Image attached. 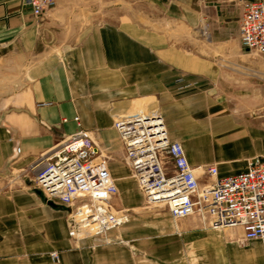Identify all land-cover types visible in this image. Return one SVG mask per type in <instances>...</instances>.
<instances>
[{"label":"crops","instance_id":"1","mask_svg":"<svg viewBox=\"0 0 264 264\" xmlns=\"http://www.w3.org/2000/svg\"><path fill=\"white\" fill-rule=\"evenodd\" d=\"M104 1L56 0L36 16L23 0H0V264H264L260 240H242L239 227L173 220L148 203L113 127L156 110L197 174L209 164L235 174L264 156V118L225 92L251 76L264 99V59L238 29L244 3L258 0H110L118 7L103 12ZM78 130L121 157L107 166L112 205L128 220L107 242L70 238L65 207L17 176Z\"/></svg>","mask_w":264,"mask_h":264},{"label":"built area","instance_id":"2","mask_svg":"<svg viewBox=\"0 0 264 264\" xmlns=\"http://www.w3.org/2000/svg\"><path fill=\"white\" fill-rule=\"evenodd\" d=\"M55 3L23 0L36 16ZM238 29L241 46L264 56V1L244 3ZM126 118L114 121L113 126L121 134L125 160L148 203L165 204L174 220L194 215L211 228L239 227L242 240H260L264 251V156L249 159L245 170L235 174L219 176L214 164L202 166L195 174L182 145L168 138L160 115ZM136 118L138 121H133ZM135 122L141 123L139 128ZM160 152L171 159L170 172L162 166ZM27 170L20 179L27 187L39 189L47 200L65 207L69 237L107 241L109 229L127 222V211L115 210L112 205L117 190L101 150L86 131L78 130L60 140ZM50 256L57 261V252Z\"/></svg>","mask_w":264,"mask_h":264},{"label":"rangeland","instance_id":"3","mask_svg":"<svg viewBox=\"0 0 264 264\" xmlns=\"http://www.w3.org/2000/svg\"><path fill=\"white\" fill-rule=\"evenodd\" d=\"M104 2L105 3L103 5L100 4V7L101 6L103 7V10H104L103 12H110L112 8H117L118 7L117 3L114 4L110 0H105ZM250 54H254V53L250 52ZM254 56H256V57L259 56V57H262L264 59V56H260V55H256V54H254ZM250 77L251 76L247 77V80L249 82H248V84H247V86L245 88H237V89L236 88H230L228 90H225V92H227V94H228V96H226V98H227L228 102L232 105L233 108H239V106H240L242 108L241 112H242L243 115H247V116H262L264 118V99L263 100L260 99V97H259L261 95V94H259L260 90H257L255 85L251 84ZM179 78L183 79L181 82H177V83H180V87H179L180 89L186 88V87L189 86V83H187L183 77H179ZM253 79H254V76L252 77V80ZM186 84H188V86H184ZM262 93H263L262 95L264 96V90H262ZM258 98H259V100H258ZM257 101H258V103H257ZM138 112H141V113H143L145 115L158 114V112L156 110H154V109H151L149 111H144V110L143 111H137L136 113H138ZM136 113L131 114V115H135ZM131 115H124V116L121 115L119 118H124L126 116H131ZM119 135H120L123 147H124V142H123V139L121 137V134L119 133ZM101 153H102V158L106 161L107 164H110V162L113 163V162H117V161L121 160V157H118L117 154H115L112 151H110V149H107V150L106 149H101ZM159 154H160V157L162 159V166L164 167V169L167 172H170V170L172 169L171 159L168 156H166L165 152H160ZM125 155H126V152H125V148H124V156ZM27 167L24 168L21 171V173H19L17 175L19 180L21 179L22 176H24V175H26V173H28ZM128 180H130V182H132L131 178L128 179ZM21 184H24V183L21 181ZM25 185L26 184H24V186ZM152 206H161V207L167 208L165 204H152ZM167 210H168V208H167ZM87 238L95 240L96 242H107L109 240L107 238V241H103V239L101 237H98V238L97 237H87ZM72 239L76 240L74 238H72Z\"/></svg>","mask_w":264,"mask_h":264},{"label":"bare ground","instance_id":"4","mask_svg":"<svg viewBox=\"0 0 264 264\" xmlns=\"http://www.w3.org/2000/svg\"><path fill=\"white\" fill-rule=\"evenodd\" d=\"M132 116H134V115H132ZM77 117V116H76ZM137 117H139V115H137ZM78 118V117H77ZM128 118V117H127ZM126 117H124L123 118V120H125V119H127ZM118 119H122V118H116L114 121H116V120H118ZM75 120V119H74ZM75 121H78V120H75ZM114 121H113V123H114ZM133 121H138V119L136 118V119H134ZM136 124H135V127L136 128H139V125H141V123L139 124L138 122H135ZM114 127V126H113ZM115 128V127H114ZM116 129V128H115ZM117 130V129H116ZM118 131V130H117ZM194 172H195V174H197L196 173V171L194 170ZM35 190V189H34ZM39 190V189H38ZM41 192V191H40ZM42 193V192H41ZM43 194V193H42ZM43 196H44V194H43ZM45 197V196H44ZM45 200L46 201H48V202H53V201H51V200H47L46 199V197H45ZM172 217V216H171ZM173 219V218H172ZM174 220V219H173Z\"/></svg>","mask_w":264,"mask_h":264},{"label":"water","instance_id":"5","mask_svg":"<svg viewBox=\"0 0 264 264\" xmlns=\"http://www.w3.org/2000/svg\"><path fill=\"white\" fill-rule=\"evenodd\" d=\"M28 184H30V182L29 181H26ZM35 191L36 192H38V193H40V194H42L41 192H40V190H38V189H35ZM43 195V194H42ZM45 198V197H44Z\"/></svg>","mask_w":264,"mask_h":264}]
</instances>
